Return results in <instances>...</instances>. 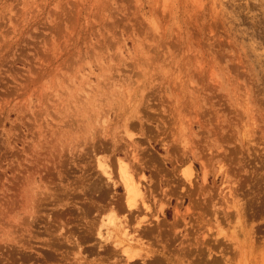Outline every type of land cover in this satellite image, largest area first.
I'll return each instance as SVG.
<instances>
[{"label":"rangeland","instance_id":"obj_1","mask_svg":"<svg viewBox=\"0 0 264 264\" xmlns=\"http://www.w3.org/2000/svg\"><path fill=\"white\" fill-rule=\"evenodd\" d=\"M0 264H264V0H0Z\"/></svg>","mask_w":264,"mask_h":264},{"label":"bare ground","instance_id":"obj_2","mask_svg":"<svg viewBox=\"0 0 264 264\" xmlns=\"http://www.w3.org/2000/svg\"><path fill=\"white\" fill-rule=\"evenodd\" d=\"M120 175L123 179L124 185H125V192H126V203L127 206H132L136 203L137 200V196H142V191L140 188V185L138 183L137 180H135L134 176H133V172L132 170H130L129 166H122V169H120ZM141 201L143 202V204H145V207L149 208V205L147 203L144 202L143 198L141 199ZM110 218L112 219V221L115 218L114 213L110 214ZM143 217H141V219H139L140 221H142ZM127 244L130 243V241H126ZM125 249V248H124ZM128 249V248H126Z\"/></svg>","mask_w":264,"mask_h":264}]
</instances>
